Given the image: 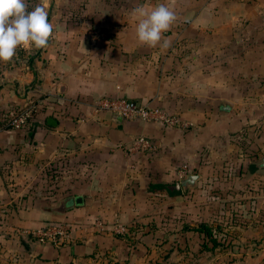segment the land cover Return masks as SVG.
<instances>
[{
	"label": "crops",
	"instance_id": "1",
	"mask_svg": "<svg viewBox=\"0 0 264 264\" xmlns=\"http://www.w3.org/2000/svg\"><path fill=\"white\" fill-rule=\"evenodd\" d=\"M26 2L32 10L41 0ZM161 3L177 16L163 34L170 46H139L133 10ZM47 11L54 26L48 47L18 48L10 63H0V264H105L104 255L138 264L129 258L146 254L141 246L149 240L104 234L90 224L92 213L120 211L138 188L163 191L151 189L180 181L181 164L200 176L197 186L210 162L264 169V0H47ZM105 95L161 107L191 125L95 112L94 101ZM28 100L36 106L32 122L12 130L8 119ZM139 135L156 146L153 154L129 152ZM62 161L76 162L79 174L56 191L70 189L64 199L82 196L81 204L59 212L19 197L31 191L24 184L38 166ZM54 214L74 217L79 232L58 245L40 243L34 233L58 222ZM262 250L240 257L261 259Z\"/></svg>",
	"mask_w": 264,
	"mask_h": 264
},
{
	"label": "rangeland",
	"instance_id": "2",
	"mask_svg": "<svg viewBox=\"0 0 264 264\" xmlns=\"http://www.w3.org/2000/svg\"><path fill=\"white\" fill-rule=\"evenodd\" d=\"M33 118L34 115L27 126ZM228 161L223 160V164L216 166L211 165V162L207 164L201 171L203 178L195 189L171 193L163 190L146 194L143 192L146 187L138 188L134 191V196L124 197L122 201L127 202L120 206V211H117L119 208L116 211H97L88 220H91L90 224L94 229L95 220L113 225L102 231L113 237L135 242L149 240L148 245L144 243L146 246H141L147 248L146 254L139 258H129L137 259L138 264H254L255 260L256 263L262 260L259 263L264 264V255L254 261L240 257L244 252L250 255L261 249V254L264 251V169L254 167L253 163L243 165L238 162L229 167L226 164ZM83 163V173L87 174L91 168L86 161ZM57 165L53 169L46 167L45 163L38 166L36 178L24 184L32 192L23 191L19 197L29 200L31 196L32 201L41 209L59 204L68 196L70 189L56 191V184L61 180L68 182L79 174V170L76 162L62 161ZM51 170L56 171L53 173L54 181L49 179ZM92 173H95L94 170ZM10 175L7 181L13 186L16 180L13 179V174ZM228 177L231 180H227ZM174 181L172 178L169 184ZM100 189L106 190L103 187ZM74 192L85 191L77 189ZM68 214H54L52 218L75 225L76 219L71 220L74 217H69ZM200 223L214 229L218 243L207 241V245H203L204 239L183 230L184 226L192 227ZM77 232L79 231H75L72 237ZM104 258L107 261L105 264H118L111 255H104Z\"/></svg>",
	"mask_w": 264,
	"mask_h": 264
},
{
	"label": "clouds",
	"instance_id": "3",
	"mask_svg": "<svg viewBox=\"0 0 264 264\" xmlns=\"http://www.w3.org/2000/svg\"><path fill=\"white\" fill-rule=\"evenodd\" d=\"M132 15L137 19L139 46H170L171 42L163 34L170 30L177 19L173 9L164 3L151 10L140 6L133 10ZM53 32L47 0H41L32 10H29L26 0H0V63H10L18 48H47Z\"/></svg>",
	"mask_w": 264,
	"mask_h": 264
},
{
	"label": "built area",
	"instance_id": "4",
	"mask_svg": "<svg viewBox=\"0 0 264 264\" xmlns=\"http://www.w3.org/2000/svg\"><path fill=\"white\" fill-rule=\"evenodd\" d=\"M93 108L95 112H108L124 119L154 121L170 128L176 127L184 129L191 125V123L182 120L177 115L168 113L161 107L148 106L125 97L107 95L99 97L94 101ZM35 109L36 106L33 101H26L24 105L19 110H16L8 119V126L15 131L25 129L30 119L33 117ZM155 151L156 146L144 135L136 136L129 148V152L132 154L144 153L151 155ZM189 171L188 165L186 163L182 164L176 170V176L181 180L189 174ZM106 226V223L102 220H95L94 222V227L101 231L104 230ZM76 230L77 228L71 222H48L40 227L34 235L40 243L58 245L64 241H70L73 232Z\"/></svg>",
	"mask_w": 264,
	"mask_h": 264
},
{
	"label": "water",
	"instance_id": "5",
	"mask_svg": "<svg viewBox=\"0 0 264 264\" xmlns=\"http://www.w3.org/2000/svg\"><path fill=\"white\" fill-rule=\"evenodd\" d=\"M48 123L49 124H55V120H53V118L50 117V118H48ZM258 164H259V166H264V155L260 158ZM199 177L200 176L198 174H189L185 178L181 179L180 181H176L174 184L168 185L167 188L171 191H174V190L186 191L187 189L195 188L197 186V181H198ZM82 199H83L82 196H77L75 198L69 197L66 199L67 204L66 205L61 204L59 209H61V211H65L67 209H70L74 205L81 204Z\"/></svg>",
	"mask_w": 264,
	"mask_h": 264
},
{
	"label": "trees",
	"instance_id": "6",
	"mask_svg": "<svg viewBox=\"0 0 264 264\" xmlns=\"http://www.w3.org/2000/svg\"><path fill=\"white\" fill-rule=\"evenodd\" d=\"M151 190L152 191H154V190H166L167 192L171 193V190H169L166 186L152 188ZM183 230L185 232L190 231V232L194 233L195 235H197L198 237H201L202 239H204L203 243H202L203 245H207V241L213 242L214 244L218 243L217 236L214 233V229L205 223H200V224H198L196 226H192V227L184 226Z\"/></svg>",
	"mask_w": 264,
	"mask_h": 264
},
{
	"label": "flooded vegetation",
	"instance_id": "7",
	"mask_svg": "<svg viewBox=\"0 0 264 264\" xmlns=\"http://www.w3.org/2000/svg\"><path fill=\"white\" fill-rule=\"evenodd\" d=\"M61 204L62 205H66L67 204L66 200L63 199L61 202H59V204H57L56 210L59 211V212H62L61 209H59V207H60Z\"/></svg>",
	"mask_w": 264,
	"mask_h": 264
}]
</instances>
